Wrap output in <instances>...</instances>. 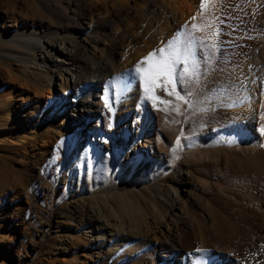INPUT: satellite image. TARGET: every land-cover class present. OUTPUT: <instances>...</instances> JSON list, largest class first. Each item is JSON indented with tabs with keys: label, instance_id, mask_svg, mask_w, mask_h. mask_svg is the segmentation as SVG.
<instances>
[{
	"label": "bare ground",
	"instance_id": "obj_1",
	"mask_svg": "<svg viewBox=\"0 0 264 264\" xmlns=\"http://www.w3.org/2000/svg\"><path fill=\"white\" fill-rule=\"evenodd\" d=\"M230 2L216 0L192 20L201 0H26L24 16L37 22L13 12L0 31L1 60L31 68L15 81L48 96L29 107L41 116L40 131L32 132L43 143L38 153L67 134L72 147L97 154L95 189L111 200L125 195L134 212L136 226L108 225L134 264H264V0L246 2L249 28L219 24L217 49L195 42L199 82L177 86L181 95L192 93L189 103L161 89L156 95L171 104L154 102L135 71L173 38L187 45L193 23L212 15L225 21ZM26 140L19 138L25 149Z\"/></svg>",
	"mask_w": 264,
	"mask_h": 264
},
{
	"label": "rangeland",
	"instance_id": "obj_2",
	"mask_svg": "<svg viewBox=\"0 0 264 264\" xmlns=\"http://www.w3.org/2000/svg\"><path fill=\"white\" fill-rule=\"evenodd\" d=\"M236 1L231 0L226 7L222 25L226 30L241 32L250 27L246 7L252 0ZM2 4L0 31L13 23V12L31 26L37 22L24 16L26 0H2ZM3 61L0 58V99L10 95V101L9 106L0 108V264H134L131 253L124 252L120 245L119 233L112 238L108 231V225L116 227V223L136 226L128 198L112 196L111 200L104 190L95 189L94 165L100 158L85 144L72 147L67 134H58L63 139L59 146L38 153L43 143L34 140L32 132L40 131L41 116L30 112L29 107L35 102L47 104L48 96L37 95L36 90L15 81L31 68L18 62L8 66ZM13 69L16 74L10 79L7 75ZM14 85V94H10ZM49 97L54 99L53 94ZM27 117L35 118L36 124L28 123ZM60 119H64L63 114ZM65 125L69 127L70 123ZM22 136L27 139L24 143L32 142L31 147L24 148L19 141ZM33 144L37 146L35 153Z\"/></svg>",
	"mask_w": 264,
	"mask_h": 264
},
{
	"label": "snow or ice",
	"instance_id": "obj_3",
	"mask_svg": "<svg viewBox=\"0 0 264 264\" xmlns=\"http://www.w3.org/2000/svg\"><path fill=\"white\" fill-rule=\"evenodd\" d=\"M215 2L216 0H201V12L193 16L192 20H196L203 12L207 11L208 5L214 6ZM220 23H223V21L215 15H212L206 24L193 23L191 25L192 31L189 33L192 39L188 41L187 45L181 47L179 39L173 38L164 47L154 49L141 61L137 62L135 71L140 77L145 95L154 102L171 104L170 100H164L161 96L156 95V90L161 89L166 95L175 96L177 100L189 103L185 97L191 96L192 93L185 91V95H181L177 86L178 84L190 83L193 79H195V82H199V61L196 59L193 45L196 41H200L203 47L217 49ZM208 28L213 29L211 34L200 37L195 35L196 31L203 32ZM206 40L211 42L204 44ZM181 64H183V68L178 71V66ZM175 110L179 111L178 105ZM261 131L264 132V126L261 127ZM177 145H179V138L177 139ZM196 251L203 252L204 250L198 248ZM196 264H208V261L204 258H198Z\"/></svg>",
	"mask_w": 264,
	"mask_h": 264
}]
</instances>
